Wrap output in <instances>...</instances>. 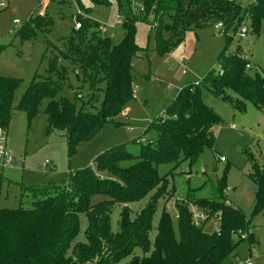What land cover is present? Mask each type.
Wrapping results in <instances>:
<instances>
[{
  "label": "trees",
  "instance_id": "16d2710c",
  "mask_svg": "<svg viewBox=\"0 0 264 264\" xmlns=\"http://www.w3.org/2000/svg\"><path fill=\"white\" fill-rule=\"evenodd\" d=\"M116 3L122 28L119 41L114 42L104 25L88 17L89 9L82 16L77 14L75 20L80 27H72L56 45L48 43L55 54L48 58L46 74L32 76L15 107L12 101L20 80L0 76V127L7 131L13 109L23 111L30 120L47 100L43 112L48 130L64 132L71 149L91 139L134 98L133 62L141 50L135 43L139 21L149 24L154 51L159 56L182 43L186 32L220 23L218 30L227 46L217 56V75L211 73L185 84L162 115L146 126L144 132L156 129V139L144 144L142 137L137 139L140 142L136 140L140 144L137 155L124 151L122 146L106 150L94 156L88 167L68 173L61 183L25 187L15 206L0 207V264H219L242 240L234 235L238 228L247 234L243 241H254L250 218L225 202L228 162L212 197L188 193L175 201L176 217L163 207L152 241L149 233L159 202L165 206L174 194L168 173L160 176L157 165L173 164L171 173L184 161L192 165L205 149L213 148L214 128L222 120L205 104L202 90L228 101L240 112L247 101L264 111V66L251 76L246 68L248 60L237 50L231 53L227 49L247 18L251 20V33L259 35L264 0H254L244 8L235 0ZM38 12L17 29L20 41L31 40L39 32L50 33L52 18L45 11L43 15ZM2 50L0 46V53ZM62 61L72 67L74 86L69 81V67ZM64 89L73 90L72 98L60 95ZM250 178L255 186L254 217L264 209V165L253 163ZM5 183L0 173V196ZM94 195L107 198L91 203ZM147 196L145 205L133 215L128 204ZM115 205L122 208L113 232L110 213ZM192 208L207 213L201 226L193 224ZM80 215L86 222L84 242L76 240ZM217 217L218 231H205L206 222ZM136 247L142 250V256L133 255L122 263Z\"/></svg>",
  "mask_w": 264,
  "mask_h": 264
},
{
  "label": "rangeland",
  "instance_id": "374dc122",
  "mask_svg": "<svg viewBox=\"0 0 264 264\" xmlns=\"http://www.w3.org/2000/svg\"><path fill=\"white\" fill-rule=\"evenodd\" d=\"M235 1L243 8L254 2ZM1 2L6 3V6H0V46H3L0 53V76L20 80L14 91L13 107L17 105L32 76L46 74L48 58L55 54L54 48L49 47L48 43L56 45L58 40L68 35L74 27L77 14L82 16L84 10L89 9L88 17L104 25L106 33L114 42H118L122 36L116 0H108L107 4H96L92 0H0ZM38 10L45 11L52 18L50 33L39 32L31 40L20 41L16 38L17 29L25 25ZM15 20L20 22L19 26L15 25ZM244 26L247 28L246 36L240 38L236 35L227 49L231 53L237 50L242 58L248 60L247 72L253 76L264 66V15L259 35L251 33L249 18L244 21ZM150 33L149 24L141 21L136 23L135 43L141 50L133 62L136 87L134 98L125 107V115L119 114L115 120L106 122L101 131L88 141L71 149L64 132L48 130L47 118L43 112L47 100L42 101L39 113L30 120L23 111L12 110L7 129V145L15 156L16 163L13 169L0 171L6 179L0 196V207L15 206L25 187L42 186L49 182L61 183L68 173L88 167L94 156L106 150L122 146L124 151L137 155L140 144L136 140L142 137L141 143L144 144L156 139V129L144 130L152 119L162 115L177 92L189 81H199L211 73L217 75L216 59L227 43L214 25L186 32L183 42L163 56L154 51ZM62 63L68 65L69 81L74 86L76 80L71 65L65 61ZM228 94L234 96L231 91ZM60 95L72 98L73 90L64 89ZM202 98L222 120L214 128L213 148L205 149L192 165L184 161L171 173L173 164L157 165L160 176L168 173L174 194L164 202L165 206L163 202H159L152 219L150 241L156 233L162 208L165 207L174 216L177 212L175 201L188 193L212 197L217 180L222 177L228 162L230 167L225 176V202L239 208L246 218H250L254 241L248 243L240 240L233 253L219 264H243L247 260L250 264H264V209L251 217L255 186L250 178L253 163L260 167L264 165V111L247 101L244 111L240 112L228 101L213 96L205 89L202 90ZM20 160L23 163H19ZM45 160H50L52 170L41 168ZM106 198L105 195H94L91 203ZM147 200L148 196L129 203L132 214L139 211ZM121 208L122 206L115 205L110 213L113 232L117 230ZM218 225L217 219L211 218L206 222L204 230L213 232ZM85 227V218L80 215V229L76 238L79 242L85 241ZM133 255L142 256V250L136 247L132 255L124 258L122 263L129 261Z\"/></svg>",
  "mask_w": 264,
  "mask_h": 264
},
{
  "label": "built area",
  "instance_id": "2783aa9c",
  "mask_svg": "<svg viewBox=\"0 0 264 264\" xmlns=\"http://www.w3.org/2000/svg\"><path fill=\"white\" fill-rule=\"evenodd\" d=\"M1 7H5L6 3L1 2L0 3ZM44 11L43 10H39L38 15H43ZM15 25H20V22L18 20L14 21ZM74 27L75 28H79L80 27V23L78 21L75 20L74 23ZM222 25L216 24L215 28H221ZM247 34V28L244 26V23H242V25L240 26L239 31L237 32V35L240 38H244ZM246 68H249V65H246ZM183 74H186L185 71L182 72ZM222 73L219 72V75H221ZM124 112L121 113V115L124 116ZM143 140V138L141 139ZM137 142H140V140H137ZM19 163H23L22 160L18 161ZM16 163V158L15 156L12 154V152L9 150L8 145H7V131L0 127V169H13ZM41 168L44 170L47 169H53L50 160H45L42 164H41ZM192 222L195 226H201L202 222L208 218L207 213L204 210L201 209H197V208H192ZM175 217L177 215H174ZM217 221L219 222L220 217L216 218ZM215 231H218V227L215 229ZM234 235L239 238V239H246L247 238V234L241 230V228H238L236 230V232L234 233ZM243 264H250L249 260L245 261Z\"/></svg>",
  "mask_w": 264,
  "mask_h": 264
},
{
  "label": "crops",
  "instance_id": "0c3cea01",
  "mask_svg": "<svg viewBox=\"0 0 264 264\" xmlns=\"http://www.w3.org/2000/svg\"><path fill=\"white\" fill-rule=\"evenodd\" d=\"M105 28H106V27H105ZM111 28H112V27H111ZM186 64H188V62H187ZM124 113H126L125 110H124ZM124 115H125V114H124ZM10 170H11V169H10Z\"/></svg>",
  "mask_w": 264,
  "mask_h": 264
}]
</instances>
